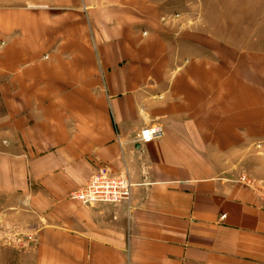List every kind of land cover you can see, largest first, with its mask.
Listing matches in <instances>:
<instances>
[{
	"label": "crops",
	"instance_id": "crops-1",
	"mask_svg": "<svg viewBox=\"0 0 264 264\" xmlns=\"http://www.w3.org/2000/svg\"><path fill=\"white\" fill-rule=\"evenodd\" d=\"M162 8L0 0V219L34 232L21 264H264V202L239 180H264V83ZM102 167L129 204L71 200Z\"/></svg>",
	"mask_w": 264,
	"mask_h": 264
},
{
	"label": "rangeland",
	"instance_id": "rangeland-1",
	"mask_svg": "<svg viewBox=\"0 0 264 264\" xmlns=\"http://www.w3.org/2000/svg\"><path fill=\"white\" fill-rule=\"evenodd\" d=\"M155 1L163 6L162 21L166 26L244 54L246 71L252 79L259 78L264 83V0ZM262 85L261 91H264ZM242 178L243 185H254L252 191L264 202V189L258 184L264 180L244 174L239 180ZM35 242L34 232L0 219V264H21L20 259Z\"/></svg>",
	"mask_w": 264,
	"mask_h": 264
},
{
	"label": "built area",
	"instance_id": "built-area-1",
	"mask_svg": "<svg viewBox=\"0 0 264 264\" xmlns=\"http://www.w3.org/2000/svg\"><path fill=\"white\" fill-rule=\"evenodd\" d=\"M163 129L159 125H153L142 129L136 138V143L148 144L162 138ZM242 184L243 178L240 180ZM264 189V182L258 183ZM254 190V185L246 184ZM135 187L128 174H114L108 168L102 167L92 176L84 187L71 195V200L84 207H91L98 204L119 205L129 204L132 198V191ZM223 218V216H222Z\"/></svg>",
	"mask_w": 264,
	"mask_h": 264
}]
</instances>
